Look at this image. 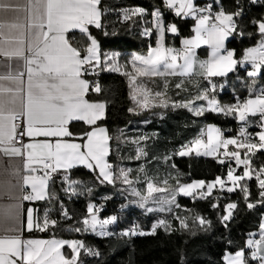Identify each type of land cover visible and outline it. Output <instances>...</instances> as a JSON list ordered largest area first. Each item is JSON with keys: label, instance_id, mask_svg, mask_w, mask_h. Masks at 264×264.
Returning <instances> with one entry per match:
<instances>
[{"label": "crops", "instance_id": "1", "mask_svg": "<svg viewBox=\"0 0 264 264\" xmlns=\"http://www.w3.org/2000/svg\"><path fill=\"white\" fill-rule=\"evenodd\" d=\"M217 1L164 0L163 4L176 15L194 19L192 35L180 43L186 47L184 56L174 57L176 47L172 39L166 43V36L175 35L176 30L154 12L150 27L155 35L154 46L143 54L132 52L124 63L118 61L116 52H109L100 60L98 43L88 35V26L98 27L100 23L99 0H0V264H77V253L83 247L81 241L31 233H42L47 228L42 220L38 222L37 216V205L49 199L50 178L44 175L46 170L55 176L83 167L101 182L110 183L114 179L108 162V132L105 126L97 125L104 118L106 105L86 98L90 88L98 90L90 84L92 76L98 72L125 74L130 112L138 114L161 108L157 111L161 115L169 104L167 92L183 88L186 81L194 85L225 77L238 65L247 67L251 76L259 74L264 65V39L246 48L242 57L236 59L234 51L226 48L233 34L234 15L220 13L211 27L202 16ZM259 27L264 34V23ZM72 33L83 34L89 40L83 55L74 48ZM261 99L263 103L250 105L251 99L249 110L263 107L264 97ZM204 102L207 110H221L215 98L205 96ZM193 111L199 113L200 109ZM17 114L23 117L21 146L13 143L12 117ZM72 122L87 127L85 133L70 132ZM207 132L220 136L216 126L207 125L204 138L190 143L204 142L199 145L200 153L192 155L214 156L215 146L209 149L205 141ZM262 132L260 139L264 145ZM149 137L139 124L133 123L132 128L121 129L116 140L139 142ZM187 146L178 152L179 156L190 155L181 154ZM225 146L234 160L248 162L245 154L250 150L237 138L227 137ZM46 161L50 163L47 169ZM240 173L235 179H246L241 170ZM190 184L206 186L201 181ZM210 184L211 193L219 185L218 179ZM221 186L225 192L238 187ZM252 236L259 238L253 247L248 239L244 250L225 253L223 261L243 264L247 255L256 264H264V213ZM64 247L71 250L70 259L64 257Z\"/></svg>", "mask_w": 264, "mask_h": 264}, {"label": "trees", "instance_id": "2", "mask_svg": "<svg viewBox=\"0 0 264 264\" xmlns=\"http://www.w3.org/2000/svg\"><path fill=\"white\" fill-rule=\"evenodd\" d=\"M122 7H139L145 13L123 19L120 13ZM98 9L99 26H88L87 30L88 35L98 43L100 60L107 53L116 52L119 54L118 61L126 63L132 52L143 54L154 46L155 35L150 30L154 12H158L165 24L173 25L176 30L175 35L166 36V43L172 39L173 46L177 47L182 39L192 35L194 19L176 15L162 0H99ZM211 10L234 15V30L226 48L234 51L236 59L242 57L246 48L264 39L263 33L256 32L259 24L264 23V0H218ZM147 29L150 30L149 37L143 34ZM70 38L74 48L83 55L89 44L87 37L72 33ZM247 70V67L238 65L225 77L199 81L194 85L186 81L183 88L170 89L167 92L169 104L161 115L157 112L161 108L138 114L130 112L125 74L98 72L92 76L98 81V90L90 88L86 98L106 105L104 118L97 125L105 126L108 132V162L112 172L116 161L113 146L118 132L126 127L132 128V124L136 123L150 137L145 141L118 143L119 155L124 156L126 149H133L140 143L145 154V171L172 174L176 187L193 181L210 183L223 176L225 167L215 157L179 156L178 152L191 142L203 139L204 129L209 124L216 126L226 138L235 136V100L258 95L264 88V65L256 76L247 74ZM172 84L175 87L176 82ZM208 87L213 88L211 92L206 91ZM205 96L215 98L221 111L205 109ZM197 108L199 113L193 111ZM69 129L74 134H83L87 127L72 122ZM245 157L254 172L250 178L241 179L238 187L231 192L215 188L209 195L201 197L177 194L174 203L176 215L170 218L168 225L154 229L153 214L146 215L133 208L124 211L120 207L121 199L86 198V184L94 179V175L83 167H74L50 178L47 193L52 200H44L37 205L38 222L46 206L58 217V222L48 225L42 233L36 231L31 234L81 241L83 247L77 253V264H226L224 254L244 250L245 242L258 229L261 214L264 213V196L260 197L261 188L258 186L259 180L264 181V174L256 173L264 171V150L249 151ZM126 163L140 165L138 161ZM240 174L238 169L236 176ZM65 181L74 183L79 189L82 186V194L66 195ZM90 201L100 206V218L120 216L107 227L105 236L98 232L81 231ZM132 227H137L142 234L130 236L123 233ZM63 254L66 259L72 257L67 247L63 248ZM243 264L256 262L244 255Z\"/></svg>", "mask_w": 264, "mask_h": 264}, {"label": "rangeland", "instance_id": "3", "mask_svg": "<svg viewBox=\"0 0 264 264\" xmlns=\"http://www.w3.org/2000/svg\"><path fill=\"white\" fill-rule=\"evenodd\" d=\"M261 103H263L261 97L254 95L250 105ZM210 108L214 109L213 106H210ZM209 125L212 126V124ZM262 133L264 135V131ZM206 135L205 141L207 143V147L209 148L211 146H215L214 156H216L221 147L226 149L225 143L224 145L220 146L219 135H214L212 132H207ZM203 143V140H199L194 144H190L183 152H181V154H198L200 153L199 145H202ZM140 146L141 144L138 143L133 149H126L124 156H122L119 155V145L116 140L113 146L114 156L116 159L113 170L114 179L110 183L101 182L98 179L89 180L85 189L86 198L91 199L95 197H110L121 199L123 202H121L120 207L124 211H128L129 209L133 208L136 211L146 215L150 213L153 214L154 221L152 223V229H154L168 225L170 218L176 215V206L174 203L177 194L185 197H201L210 194V191L213 187L210 183H204L206 186L202 185L199 187H192L193 184L188 183L182 184L178 188L174 184L172 174H167L165 171L153 173L145 171L146 166L143 165L145 154L144 150L141 149ZM127 161H138L140 162V165L132 166L127 164ZM235 161L238 164L239 169L245 175L246 179L250 178V171L252 170L251 168L249 169L248 162H240L238 159H235ZM132 169H135L136 171H131ZM262 173L264 174V171H262ZM235 178V176L232 177L231 182L228 184H223L218 179L219 185L216 186V188L221 190V185L229 186L230 184H233V186H238L240 180L239 178ZM80 187L81 190L79 187H76L74 183L66 182L64 191L65 193H68L66 194L68 196H73L76 194L81 195L83 187ZM94 206L95 203L93 201H90L87 205V217L91 221V225L88 228L89 232H98L100 235L101 230L106 232L107 227L115 221L116 217L120 218V216L111 215L108 218L102 219L97 213H95ZM123 233L130 236L142 234V232L139 231L137 227H132L130 230L124 231Z\"/></svg>", "mask_w": 264, "mask_h": 264}, {"label": "built area", "instance_id": "4", "mask_svg": "<svg viewBox=\"0 0 264 264\" xmlns=\"http://www.w3.org/2000/svg\"><path fill=\"white\" fill-rule=\"evenodd\" d=\"M164 1V0H162ZM253 1V0H252ZM121 17L123 19H128L131 15H139L145 13L144 9H140L139 7H122V10L120 11ZM221 13L220 10L216 11H209V8H207L203 13L202 16L205 17L208 21V26L211 27L213 23L216 21L218 15ZM232 31L234 30V25L232 23L231 25ZM257 33H261L260 27H257L256 29ZM146 37H149V32L143 33ZM186 51V47L181 44L175 48V51L173 53L174 57L176 59H181ZM206 59L202 60V63H205ZM248 72V70H247ZM90 84L92 87H95L98 85V81L96 78H93L90 80ZM221 88V85L218 86V89ZM212 87L206 88V91L211 92ZM258 97H264V88H262L258 92ZM252 97L246 96L244 98H237L234 103V112H235V136L234 137H242V142H250L251 143V151L255 148H264V145L260 139V133L263 130V124L262 120L264 119V106L255 108L253 110H249L248 104L250 103ZM12 126H13V143L17 146H21L24 142V129H23V117L21 114L14 115L12 117ZM226 137H224L220 133V146L224 145ZM216 161L225 167V174L218 178L223 184H228L231 182L232 177L236 176L239 166L232 157V155L222 147L217 152L216 156H214ZM49 162L46 161L44 163V168L47 169L49 167ZM250 169V166H249ZM251 173H254L250 171ZM44 175L46 177L51 178V174L46 170L44 172ZM258 186L261 188V191L259 193L260 197L262 198L264 196V181L259 180ZM24 194H27L26 191H24ZM48 200H52L50 197ZM27 201H31V199H27ZM256 205V204H254ZM95 213H99L101 211V208L99 205L94 206ZM41 220L44 224V228H46L48 225H53L56 222H58V217L55 214L51 213V208L46 207L42 211ZM90 219L88 217L83 219V226L81 228V231L83 232H89L88 231V223H90ZM100 235L105 236V232H100ZM251 246L253 247L258 241L259 238L257 236H252L251 238Z\"/></svg>", "mask_w": 264, "mask_h": 264}, {"label": "bare ground", "instance_id": "5", "mask_svg": "<svg viewBox=\"0 0 264 264\" xmlns=\"http://www.w3.org/2000/svg\"><path fill=\"white\" fill-rule=\"evenodd\" d=\"M209 11H213V10H211V8H209ZM236 138L238 139V141H239L241 144H243V145L245 146V148H247L248 150L251 151V143H250V142H242V137H236ZM259 149H263V148H255L254 150L257 151V150H259ZM255 172H256V170H255ZM256 173L261 174V173H262V170H261V172H260V170H259V172H256ZM90 225H91V223H88V227H89Z\"/></svg>", "mask_w": 264, "mask_h": 264}]
</instances>
